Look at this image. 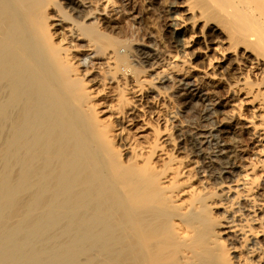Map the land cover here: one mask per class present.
Here are the masks:
<instances>
[{
	"label": "bare ground",
	"instance_id": "6f19581e",
	"mask_svg": "<svg viewBox=\"0 0 264 264\" xmlns=\"http://www.w3.org/2000/svg\"><path fill=\"white\" fill-rule=\"evenodd\" d=\"M147 1V12L163 3ZM115 5L0 0V264H264V160L234 173L211 120L221 102L203 91L231 81L229 103L250 111L264 152V0H170L171 56L117 41ZM59 29L90 47L81 67L110 49L113 71L131 77L134 110H145L146 87L154 98L169 89L171 101L192 110L197 123L184 133L192 153L212 148L204 157L212 191L183 190L179 171L158 170L155 146L149 157L114 146L120 132L98 119L66 38L55 42ZM191 61L203 63L196 78L183 71Z\"/></svg>",
	"mask_w": 264,
	"mask_h": 264
},
{
	"label": "rangeland",
	"instance_id": "374dc122",
	"mask_svg": "<svg viewBox=\"0 0 264 264\" xmlns=\"http://www.w3.org/2000/svg\"><path fill=\"white\" fill-rule=\"evenodd\" d=\"M147 2V0H128L122 2L121 0H116L117 5L114 7L116 11H114L113 15L115 19H113L117 23V28L112 33L113 37L117 41H124L130 44L156 45L155 47L164 55L171 56L177 54V50L174 48V36L166 28L164 21L166 18L164 10L167 9L166 7L170 0H161L163 2L161 3V8L158 7V9L152 12H147ZM165 2L167 3L165 4ZM97 26L98 29L102 30L100 22H98ZM65 33V29L57 30L55 42L58 43L64 38L70 41L69 44L67 41L62 42V44L64 46L65 43L64 47L69 46L71 63L74 65L73 67L77 66L76 69L79 72L76 71V75L84 79L86 90L92 96V104L98 119L108 126L115 125V128L113 126L115 131L117 130V133L120 132L115 138L114 146L121 150L124 143L125 146L127 145L128 147L129 145V147L136 150L132 151L131 149L132 153L136 152L135 154H137L138 152L140 155L143 154L142 156L147 155L148 157L151 153V146H155V154L152 157H154L158 170L165 169L167 173L174 170L179 171L182 176L176 172L179 177L177 179H181L178 181L184 183L181 184L183 190L192 188L195 192H202L203 190L206 192L212 191L214 179L207 168V160L204 159L205 153L209 154L212 148L204 149V155L202 156L192 153L188 146L186 134L184 133L185 129L189 128L188 126H194L197 123V118L192 114V110L187 109L184 111L179 108L176 102L171 101V98H175L170 96L169 89L163 88L161 90L164 92L162 97L154 98V95L152 97L149 96L150 93L147 87L143 91L146 99V103H144L145 110L141 112L134 110L131 108L134 104V99L130 100L133 101L132 104L128 99L130 95L126 92L129 88L128 85L131 77H126V79L120 73H117L118 71H113V65L109 60L112 55L110 54V49H105L97 59L91 60L87 65V70L86 67L79 66V62H81L82 55L90 53V47L83 41H75L80 47H74L76 43L67 38L69 37L68 33H66L67 35ZM71 43L74 45H70ZM72 47H74V50ZM75 49L77 50L75 51ZM202 67L203 63L191 61L183 67V71L184 74L186 73L196 78L198 76L196 70ZM100 80L101 82H99ZM251 80L255 82L254 77H251ZM212 82L217 87L212 88L211 86H207L203 91L207 94L211 104L215 101L213 99H217L216 101L219 99L221 102L219 105L214 104L216 112L211 115V120L218 126L219 131L217 135L219 142L225 151V155L229 156V160L233 163L232 170L238 174L239 168L242 167L243 163H257L260 166L264 160V152L259 146L256 133L253 131L252 114L248 109H239L238 106L233 105L235 104L234 102L229 103L227 85L231 81L227 79H215ZM120 129H122V132ZM118 138L122 141L121 145L117 141ZM165 138L171 139V142L163 140ZM236 147L242 151L241 154L246 161L238 159V152L234 151L237 150ZM176 148H178L177 152L174 150ZM132 155L134 154L122 155L124 157H122L123 160L127 157L123 162L127 164L128 158L130 160L134 158ZM260 175L259 180L260 182L262 181L261 189L264 194V173L260 172ZM187 196L189 194H184L183 198L187 199ZM211 202H213V207H215L213 212L218 213L220 205L215 204L216 199L214 197L211 199ZM228 242L230 246L236 247L234 255L237 256V259H241L243 251L242 248L240 250L238 238L230 236L227 239Z\"/></svg>",
	"mask_w": 264,
	"mask_h": 264
}]
</instances>
